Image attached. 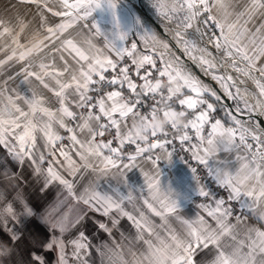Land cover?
<instances>
[{"label":"snow or ice","instance_id":"obj_1","mask_svg":"<svg viewBox=\"0 0 264 264\" xmlns=\"http://www.w3.org/2000/svg\"><path fill=\"white\" fill-rule=\"evenodd\" d=\"M20 2L37 6L46 34L37 30L22 42L24 20L13 26L0 19V38H8L0 72L21 65L0 80V149L20 169L0 159V182L15 192L0 209V264H50L48 253L56 254L55 264H69V245L76 264H89L93 247L101 264H205L198 257L264 264V0H141L143 13L132 0ZM45 13L57 19L50 23ZM42 53L53 59L34 65ZM18 77L21 84L36 81L51 99L32 87H9ZM158 80L169 86L158 90ZM167 107L186 114L182 130L175 122L163 131L151 125ZM137 113L144 114L143 134L127 127ZM176 142L190 172L183 190L161 179L160 162L172 163ZM25 167L43 174L40 193L58 184L82 205L73 219L30 203L19 187ZM88 173L94 179L78 192L77 177ZM5 196L0 191V200ZM125 219L132 236L119 228ZM32 220L48 234L32 236L27 260L17 261L22 227ZM89 222L111 243L93 246L84 230L65 239Z\"/></svg>","mask_w":264,"mask_h":264},{"label":"crops","instance_id":"obj_2","mask_svg":"<svg viewBox=\"0 0 264 264\" xmlns=\"http://www.w3.org/2000/svg\"><path fill=\"white\" fill-rule=\"evenodd\" d=\"M9 2L14 4L15 7L11 9H6L5 6L9 4ZM50 6L58 7L56 0H51ZM38 12L39 9L35 4L21 3L20 0H0V19L5 20L6 22H10L13 26H16V18L19 17L23 19L24 22L27 24V28L25 29V32L21 37L22 42L25 38L29 37L34 31L39 30L41 35L46 34L44 32V29L40 27L41 21ZM45 15L48 16L50 23L53 20L57 19L51 17L50 14L47 13H45ZM78 31L79 28H76L70 30L69 34H71L72 36H76ZM131 39L139 40V37L130 36V40ZM6 43H8V38H0V47H3V45ZM98 43L102 44V41H98ZM141 48H143V46ZM50 50H51L50 48L46 49L45 53L49 52ZM3 55L4 53L0 52V58H2ZM41 58H43L45 62H48L49 60L53 59L52 56H48L42 53L41 56H34L32 58L33 64L35 65L36 63H38ZM54 59L56 61L57 67L62 68L63 64L60 61L59 56L58 55L55 56ZM20 66L21 65L16 64L12 68H8L6 69V71L0 72V80L6 79L7 75H11L16 71H19ZM21 80L22 77H18L17 79L10 81L9 87L17 88V90L21 91V93H23V90L25 88L32 87L37 91L38 94H41L46 98L51 99V94L47 90H44L42 87H40L36 81L33 80L31 85H26V84H21ZM52 106L55 105L53 104ZM216 115L217 117H220L219 111L216 113ZM57 130L60 131L62 135H66L63 129L57 128ZM0 159H3L9 165V167H11L14 171L20 170L17 168L16 164L11 162L10 158L7 157V155L4 153L3 149H0ZM46 166L47 165L45 164L44 167ZM160 166L162 172V176H161L162 182L164 183L171 182L173 186L176 187L178 190H183L188 184L191 183L189 169L183 163V161L180 160L177 156L174 157L171 164L167 163L166 161H161ZM23 174L25 177V181L19 186L20 190L23 192L25 197L29 199L30 203L36 209H38L41 212H44L45 210L52 211L54 216H60L67 213L70 220L76 216L77 212L82 207V205H78L76 201L72 199V197L68 196L67 192L63 189L62 186L58 184H53L45 192L40 193L38 189L40 188V185L43 183L44 180L43 174L39 176L33 175L32 170L27 167L23 169ZM130 175L134 179L138 178L142 182L143 177L140 175L138 170H133L130 173ZM90 179H94V175L91 173L86 174L83 181H81L79 177H77V184H76L77 191L79 192L80 190H82L83 186L86 185L88 180ZM112 183L115 184V181H112ZM0 191H6L5 198L3 200H0V209H2L6 203L12 201L15 192L10 187L5 189V185L2 182H0ZM14 206H16L17 209H19L18 203ZM192 208L194 211L195 210L194 206H192ZM95 218L107 222L106 217L99 216L98 214H96ZM156 222L159 223L158 218ZM172 225L178 231L181 228V226L176 221H172ZM119 228L120 230L124 231L125 236H132L135 234L134 229L131 228L130 223L126 219L121 221ZM81 230L86 231V233L89 236L90 243L93 246L99 245L106 240L109 241V243H111L110 238L104 232L98 231L96 226L91 222L83 225V227L77 226L76 228L70 229L69 232L65 234V239L70 240L74 238L76 234ZM22 231L24 233V239L17 246L18 251L17 254H15L14 256V259L17 261L27 260L28 252L31 248L29 240L31 239L32 236L40 235L42 237H45L48 234L45 228L40 224H38L36 220H32L31 222H28L26 226L22 227ZM114 235L116 237V240L119 241L120 240L119 231H114ZM123 243L125 245H128L127 240L123 241ZM66 251L69 254V264H76V261H74L71 258L72 246L69 245ZM47 259L50 262V264H55L56 254L48 253ZM198 259H204L206 264L207 258L198 257ZM89 264H101V258L99 254L95 251L94 247L92 249L91 257L89 258Z\"/></svg>","mask_w":264,"mask_h":264},{"label":"clouds","instance_id":"obj_3","mask_svg":"<svg viewBox=\"0 0 264 264\" xmlns=\"http://www.w3.org/2000/svg\"><path fill=\"white\" fill-rule=\"evenodd\" d=\"M159 89H166L169 84L167 80H158L155 82ZM167 115L163 113H156L151 118V125L155 127L158 131L166 130L171 122H175L177 129L182 130L184 124L187 122L186 114H182L181 111L175 109L174 107H167ZM127 127L133 132L144 133V114L137 113L128 119Z\"/></svg>","mask_w":264,"mask_h":264},{"label":"water","instance_id":"obj_4","mask_svg":"<svg viewBox=\"0 0 264 264\" xmlns=\"http://www.w3.org/2000/svg\"><path fill=\"white\" fill-rule=\"evenodd\" d=\"M140 4H141V0H138V2H137V4H136V7H137V10H138L139 12L143 13V11L140 9ZM157 31H159V29H157ZM174 51H175V49H174ZM177 55H179V53H177ZM181 59L184 60L186 64L188 63L187 60H186L183 56H181ZM189 67H191V66L189 65ZM191 70H192L197 76H201L200 72H199L197 69H195L194 67H191ZM201 79L204 80L205 83H210V84H212V86H213L214 88H218V87H219V85H218L216 82L211 81L210 78H207V77H203V76H201ZM226 103H228L229 105H233V102H232L231 100H227ZM233 107H234V105H233Z\"/></svg>","mask_w":264,"mask_h":264},{"label":"built area","instance_id":"obj_5","mask_svg":"<svg viewBox=\"0 0 264 264\" xmlns=\"http://www.w3.org/2000/svg\"><path fill=\"white\" fill-rule=\"evenodd\" d=\"M140 47H142L143 46V44H141L140 43V45H139ZM109 138H111L109 135H105V137H103V139H105V140H107V139H109ZM69 142L66 140L65 141V144L67 145ZM114 144H115V142H114ZM176 145H177V157H179V156H185L186 154L184 153V152H181L180 150H179V145H178V142H176ZM130 148H131V146H129V148H127V149H129L130 150ZM223 194V193H222ZM199 202V201H198Z\"/></svg>","mask_w":264,"mask_h":264},{"label":"bare ground","instance_id":"obj_6","mask_svg":"<svg viewBox=\"0 0 264 264\" xmlns=\"http://www.w3.org/2000/svg\"><path fill=\"white\" fill-rule=\"evenodd\" d=\"M132 2L136 5L137 4V2H138V0H132ZM140 9L143 11V12H145L146 11V9H144L143 7H142V5L140 4ZM171 27H175V24L173 23L172 25H171ZM173 33H169V35H172ZM205 39H207V37H205ZM211 47V46H210ZM232 75L234 76V77H236V73L235 72H233L232 73ZM249 87V89H252V87H250V86H248Z\"/></svg>","mask_w":264,"mask_h":264},{"label":"rangeland","instance_id":"obj_7","mask_svg":"<svg viewBox=\"0 0 264 264\" xmlns=\"http://www.w3.org/2000/svg\"><path fill=\"white\" fill-rule=\"evenodd\" d=\"M190 38H191V39H195V40H197V41L199 42V38H198V36H196V35H193V36H191ZM236 75H237V74H236ZM247 86H250V87H252V88L254 87L251 81H247Z\"/></svg>","mask_w":264,"mask_h":264},{"label":"trees","instance_id":"obj_8","mask_svg":"<svg viewBox=\"0 0 264 264\" xmlns=\"http://www.w3.org/2000/svg\"><path fill=\"white\" fill-rule=\"evenodd\" d=\"M219 115H220V116H222V115H223V113H222V112H219Z\"/></svg>","mask_w":264,"mask_h":264}]
</instances>
